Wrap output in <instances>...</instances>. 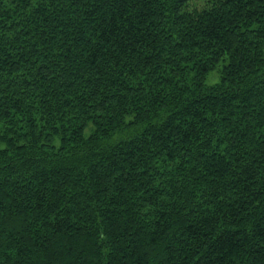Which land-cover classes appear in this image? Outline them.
<instances>
[{"label":"trees","instance_id":"trees-1","mask_svg":"<svg viewBox=\"0 0 264 264\" xmlns=\"http://www.w3.org/2000/svg\"><path fill=\"white\" fill-rule=\"evenodd\" d=\"M0 264H264V0H0Z\"/></svg>","mask_w":264,"mask_h":264},{"label":"rangeland","instance_id":"rangeland-1","mask_svg":"<svg viewBox=\"0 0 264 264\" xmlns=\"http://www.w3.org/2000/svg\"><path fill=\"white\" fill-rule=\"evenodd\" d=\"M218 81H219V77L217 72H212L207 76L205 83L207 86H212L215 85Z\"/></svg>","mask_w":264,"mask_h":264}]
</instances>
